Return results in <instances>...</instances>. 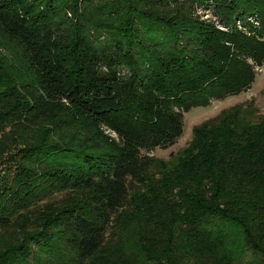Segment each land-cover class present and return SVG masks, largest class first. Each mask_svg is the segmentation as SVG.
<instances>
[{
    "label": "trees",
    "instance_id": "obj_1",
    "mask_svg": "<svg viewBox=\"0 0 264 264\" xmlns=\"http://www.w3.org/2000/svg\"><path fill=\"white\" fill-rule=\"evenodd\" d=\"M0 32L30 68L0 56V264H264V116L237 105L150 155L254 83L264 0H0Z\"/></svg>",
    "mask_w": 264,
    "mask_h": 264
},
{
    "label": "rangeland",
    "instance_id": "obj_2",
    "mask_svg": "<svg viewBox=\"0 0 264 264\" xmlns=\"http://www.w3.org/2000/svg\"><path fill=\"white\" fill-rule=\"evenodd\" d=\"M79 10L84 14V16L85 15L91 16L93 14H96L94 19L97 20L96 17L98 16L99 20L97 21H101L102 23L105 24H115V23H111L113 20L109 14L110 12L104 11L100 13V11L91 10V9L83 10V6H81V4L79 5ZM191 12L193 13V16L196 19L203 21L205 23L215 24L216 26H218L217 28L223 30V26L218 22L217 16L215 15L212 7H210L209 5H196L192 8ZM65 14L67 20L71 22V25L73 27L76 26L75 28H73L74 30L82 29L84 33L88 35L86 41H84L86 42L85 44L87 45V47L89 44V48H92V46L90 45L91 43L93 44L94 47L99 46L98 45L99 41H95L92 38L90 39L89 37V35L95 33L94 29L90 25V22L92 21L90 17L85 19V21L83 22L81 19L77 18L79 13L74 15L72 10L71 12H68V10L66 9ZM255 20L256 17L253 16L252 19H248L249 23L252 24L255 23ZM244 24L246 23L245 22L242 23L241 21L238 20L236 22V25L240 30L250 34L248 30L243 27ZM254 25H256V23ZM59 28L62 30H66L68 28L67 24L64 23L63 19L58 29ZM117 34L120 35L119 33ZM109 35L111 36L113 34H109ZM93 51L94 48L87 50V52H89L90 54H92ZM0 56H5L6 58L9 57L10 59H16L13 61V64L15 66H18L20 69L15 68L13 77L19 79L21 78V76H24L19 71L20 70H22V72L26 71L28 64L24 58V55H22L20 51L19 45L10 39H7V37L1 32H0ZM247 62H249V64L253 67L254 72L256 74V78L254 83L246 91L238 95L226 97L224 99H213L211 100L210 104L205 107L192 108L190 111L185 112L184 121L186 125V130L183 137L173 147L169 149H157L155 152L151 153L150 155L161 160H165V161L170 160L172 156H175L179 151H181L182 149L186 148L189 145V143L192 141L193 138L194 128L205 122L217 118L218 116H220L222 112L227 111L230 108L235 107L237 105H243V106L251 105L252 106L251 110L253 113H257V116H264V61L261 64H259L256 63L252 58H249ZM48 125H46V128L49 127ZM78 132L79 131H77V133ZM103 133L105 136L110 137L107 139H109L111 142L118 141L117 135L115 134L114 131L105 127L103 128ZM71 134H75V132H71ZM134 233H135L134 230L131 229L129 230L128 236L133 239ZM14 237L15 236L11 234H7V239L9 240H12L11 238L14 239Z\"/></svg>",
    "mask_w": 264,
    "mask_h": 264
}]
</instances>
